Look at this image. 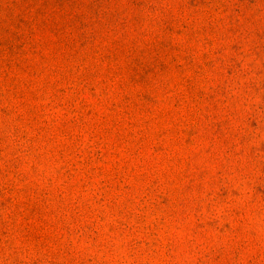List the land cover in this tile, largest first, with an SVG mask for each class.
Instances as JSON below:
<instances>
[{
    "label": "rangeland",
    "instance_id": "1",
    "mask_svg": "<svg viewBox=\"0 0 264 264\" xmlns=\"http://www.w3.org/2000/svg\"><path fill=\"white\" fill-rule=\"evenodd\" d=\"M0 264H264V0H0Z\"/></svg>",
    "mask_w": 264,
    "mask_h": 264
}]
</instances>
